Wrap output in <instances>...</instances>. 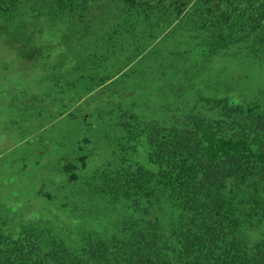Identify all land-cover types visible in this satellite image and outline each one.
I'll use <instances>...</instances> for the list:
<instances>
[{
    "label": "rangeland",
    "instance_id": "rangeland-1",
    "mask_svg": "<svg viewBox=\"0 0 264 264\" xmlns=\"http://www.w3.org/2000/svg\"><path fill=\"white\" fill-rule=\"evenodd\" d=\"M207 1L187 0L160 26V14L123 0H91L74 17L56 15L50 0H25L19 15L0 21V209L7 223H47L76 238L108 235L127 211L103 192L106 177L146 165L143 146L127 149L123 115L169 127L222 117L215 99L264 107V44L242 38L212 52L202 26ZM220 1L241 0L211 5ZM246 233L255 242L264 224Z\"/></svg>",
    "mask_w": 264,
    "mask_h": 264
},
{
    "label": "trees",
    "instance_id": "trees-1",
    "mask_svg": "<svg viewBox=\"0 0 264 264\" xmlns=\"http://www.w3.org/2000/svg\"><path fill=\"white\" fill-rule=\"evenodd\" d=\"M24 1L0 0V21L19 15ZM90 1L50 0L56 15L73 17ZM123 1L140 12L160 14L156 26L187 4ZM225 4L212 6L208 0L205 6L202 26L210 32L212 52L242 38L264 44V0ZM214 102L225 110L222 117L197 116L169 127L123 115L127 149L143 146L146 165L131 163L106 177L103 192L127 211L113 232L76 238L47 223L13 226L0 209V264H264V234L250 242L246 233L264 224V107ZM160 218H169L170 225Z\"/></svg>",
    "mask_w": 264,
    "mask_h": 264
}]
</instances>
